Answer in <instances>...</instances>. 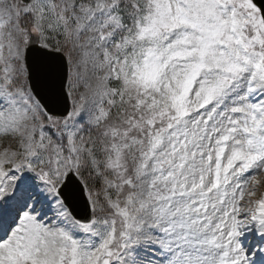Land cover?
Returning <instances> with one entry per match:
<instances>
[{"label":"snow or ice","instance_id":"snow-or-ice-1","mask_svg":"<svg viewBox=\"0 0 264 264\" xmlns=\"http://www.w3.org/2000/svg\"><path fill=\"white\" fill-rule=\"evenodd\" d=\"M264 0H0V264H264Z\"/></svg>","mask_w":264,"mask_h":264},{"label":"rangeland","instance_id":"rangeland-1","mask_svg":"<svg viewBox=\"0 0 264 264\" xmlns=\"http://www.w3.org/2000/svg\"><path fill=\"white\" fill-rule=\"evenodd\" d=\"M262 190H264V189H262Z\"/></svg>","mask_w":264,"mask_h":264}]
</instances>
